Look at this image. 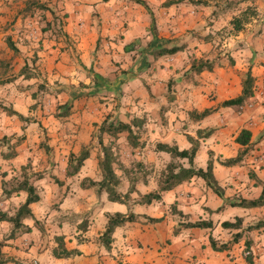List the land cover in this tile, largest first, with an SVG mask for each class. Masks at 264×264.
Here are the masks:
<instances>
[{
  "label": "crops",
  "instance_id": "obj_1",
  "mask_svg": "<svg viewBox=\"0 0 264 264\" xmlns=\"http://www.w3.org/2000/svg\"><path fill=\"white\" fill-rule=\"evenodd\" d=\"M26 1L0 0V28L12 19H15L16 26L23 21L25 24L27 17H24L23 7ZM42 1L51 11L64 15L62 36H53L57 40L48 42L59 46L63 38V45L66 46L67 41L73 46V49H64L62 52L56 47L48 48L40 53L43 59L48 61L55 54L66 58L68 66L62 69L65 72H75L74 60L80 59L84 67L92 66L89 73L98 75L97 80L86 78L82 89L69 86L64 89L67 93L60 92L57 99L61 97L62 101L58 104L67 101L70 104L71 113L64 117L65 124L73 126L74 131H87L91 129L90 124L99 123L109 111L116 115L113 122L137 121L131 127L138 129L143 147L130 148L126 153L123 143L120 144L121 148L115 149L116 153L130 154L131 160L136 161L137 174H143L140 178L134 177V191L128 196L132 198L157 190L160 170L170 160V156L162 151H154L156 142L188 149L190 144L186 135L194 137L196 130L209 129V135L199 140L196 152L202 144L205 145V152L211 153L212 174L222 189V195L218 196L202 179L194 177L161 191L159 200H152L148 204L114 202V207L107 209V197L96 187L80 188L74 193L71 190V176H57L62 181L60 192L61 189L67 190L59 194L57 199L51 197L54 183L50 182L43 190L41 184L35 182L33 185L38 188V196L41 191L47 197L49 208L42 210L35 205L39 196L37 201L29 204L31 217L21 219V226L13 228L11 222L0 220V264H264V226L242 230L264 219V205L237 208L225 203L235 198H256L261 183H264V0H208L205 3L182 0L168 4L166 2L169 0H141L143 4L131 0ZM250 6L254 14L247 17L239 31L230 33L228 37L217 36L224 24L227 30H232L227 16L234 13L233 9H237L239 14ZM225 17L227 20L224 22ZM99 40L100 47L96 49ZM177 43L184 45L181 50L171 54L158 53L160 49ZM93 54L109 60L110 64L105 70L96 69L91 64ZM198 58L212 62V68L189 71L190 60ZM229 58L231 61H228ZM147 60H154V69L146 68ZM247 70L253 77L252 96L239 111L220 106L223 100L240 93L241 77ZM170 77L174 85L171 94L166 95V82ZM67 81L72 83L69 79ZM104 86L108 89L111 87L112 91L113 87L119 88L120 98L115 102L95 103L89 96ZM11 105L23 116L22 109L17 108L15 103ZM204 108L215 109L201 119H194L189 113L200 112ZM211 114L217 116L215 125L203 122ZM114 116L109 117V120ZM242 128L249 130L250 138L248 151L240 164L234 167L219 164L218 160L236 154L239 145L234 137ZM61 132L64 134L65 130ZM119 138L124 139V136ZM13 151L15 155L9 158L0 157L3 161L0 162V214L7 217L13 216L25 198L24 191L8 196L2 193L1 183L6 179L5 171L11 167L18 169L22 164L16 163L20 155L19 147H14ZM70 151L77 152L75 148ZM92 155L89 152L83 166L94 172L96 164L92 162ZM177 161L183 167L188 166L186 159ZM65 166L64 163L63 171ZM113 171L122 184L121 187L118 184L116 191L125 193L129 177H121L114 167ZM127 171L133 174L129 169ZM91 176L94 179L88 175L83 177L100 179L95 173ZM171 205L181 211L185 219L169 214L167 209ZM218 207L221 208L217 210ZM114 212L163 218L155 223L137 220L116 226L107 249L99 241V236L106 225V214ZM235 217L241 219L239 229L220 227V222H232ZM183 220H210L213 227L179 228L174 233L177 222ZM35 221L40 224V232L32 231ZM20 227L27 230L17 233L15 230ZM11 230L13 236L7 237ZM236 232H241V236L226 249L213 250L210 247L209 236L217 243H223L231 240L232 234ZM30 233L33 238L28 241L24 234ZM55 236L62 237L65 249L76 250L78 254L54 256L52 249L56 246ZM244 241H248L247 248ZM246 253L248 260L245 258Z\"/></svg>",
  "mask_w": 264,
  "mask_h": 264
},
{
  "label": "rangeland",
  "instance_id": "obj_2",
  "mask_svg": "<svg viewBox=\"0 0 264 264\" xmlns=\"http://www.w3.org/2000/svg\"><path fill=\"white\" fill-rule=\"evenodd\" d=\"M207 1L208 0H205V2ZM11 4L12 1L10 2V5ZM44 4L45 1L36 0V3L30 4L29 9L23 10L24 17H27L25 24L23 21L21 25L16 26L14 24L15 19H12L2 25V27L0 28V78L12 77L11 81L0 85V103L10 107H12V103H15L17 108L19 107V109L23 110L24 117V119H18L16 116H8L5 114V112L0 110V157H3V153L12 151L14 147H19L20 155L17 158L16 163L21 162L22 164L20 166H22L27 164L28 162V165H26L25 173L29 178V182L32 184H34L35 182H39L38 184H41L40 187L43 190L47 188L46 185L50 182L54 183L51 197H53V199H57V196L59 194L62 195L64 191V189H61L60 192L59 187L62 181L58 180L57 176L64 175L65 171L62 170V167L64 163H67L68 154L73 153L74 155H77L81 148L88 147L89 152L93 153L92 162H95L96 164V170H94L93 172L88 170L87 166L84 167L83 163L80 166L81 169L76 174H73L71 176V179L73 181L71 190L75 193L80 190L81 187L79 182L84 175H88L93 179L94 176H91L92 173H95L97 177L98 175L100 176V170L97 164V160L98 157L102 154L101 145L108 144L109 137L105 133L101 134V144H99L95 136L97 134V129L94 125L98 123L90 124V130L78 131V129H75L74 131L73 126L71 127L65 124L66 121L64 117H58L54 115L56 112L55 106L59 105V101H62L61 97L60 100L57 99L58 96H60L61 91L65 92L66 90L64 91V89H67L69 86L82 89L85 85L83 81H86V78H89L90 80H97V78L88 72L89 68H91L92 66L89 68L84 67L80 59L74 60V64L76 66L75 72H65L62 70L64 67L68 66V60L64 57H59L58 54H55L51 57V53L50 51H48V56H50L51 59H49L48 61L43 59L44 56L42 57L40 53L47 51L48 48L56 47L59 52H62L64 49H73V46L67 41V45H63V43L65 42L63 38L61 39V43L59 46L57 45V43L54 46V44L48 42L49 40L54 42L55 40H57L55 38H57L58 36H62L61 25L64 15L58 13L57 11H51L50 8L45 6ZM230 4L232 5V1ZM248 11L249 9L247 10V12ZM232 12L234 13H229L227 16L229 17V24L230 19L235 17V14L237 16L239 15L237 14V9H233ZM227 17H225L224 22L225 20H227ZM239 17H241V15H239ZM232 32L234 31L227 30V25L224 24L223 27L219 29V32H217V36L228 37V35ZM6 34L9 35L11 40L14 42L15 46L18 49V54L13 55L11 50L3 41V36ZM53 36L55 38H53ZM215 40H217L216 37ZM100 43V40L97 41L96 49L100 47ZM173 46H182L183 48L184 45L181 43H177V45ZM228 61H231V58H229ZM146 63V68L152 67V69H154L156 66L154 60H147ZM91 64L95 66L96 69L101 68L105 70L107 68V65H109L110 63L107 58L101 59L93 54L91 58ZM23 66L29 72L31 76L30 78H23L15 75ZM13 79L16 80L14 81ZM68 79L72 83L67 81ZM173 83L174 80L172 79V77L167 79V86L165 91L166 95L171 94L170 92L172 91V85H174ZM119 90V88L113 87L112 91L111 87L108 89L104 86L103 88H99L96 92L93 91V95L89 97H92L95 103L99 104L105 101L115 102L120 98L119 96L121 95V91ZM65 93H67V91ZM147 93L149 94V96H151L148 89ZM78 95H80V93H78ZM106 114H108L109 117L114 116L111 111L107 112ZM106 114H104L103 117ZM115 118L116 115L111 120L114 121L116 120ZM203 120V122L205 123L210 122L212 125L217 124V116H215L214 114L205 117ZM61 130H65V133L62 134ZM121 136H124V139L119 138ZM113 142L118 149L121 148L120 144L124 143L126 153L131 150L124 132H122L121 135H119L118 138ZM44 146H47V149ZM71 148H75L77 152H71ZM112 148V152L115 151L116 153V148L114 146H112ZM205 150V145L200 144L194 158V167H204V162H206L208 158V151L205 152ZM114 158H116V160L114 159L113 167L117 170V173H120L121 177H128V175H132H127L126 172L128 171L125 170L128 169L131 171V173L138 172L137 166H135L136 161L133 159L131 160L132 157L130 156V154L126 155L122 154V152H118L115 154ZM1 159L2 158H0V162L3 163ZM175 161L181 164L179 161ZM20 166L18 169L11 167L7 169L9 171H5V175L3 174L6 177L4 181L6 189L12 188L21 178V175L23 173L22 170H20ZM231 166L234 167L235 165ZM124 167L125 170H123ZM156 173H158V171ZM39 175L41 176L40 178L37 177ZM56 181H60L61 183H57ZM118 184H120L121 187V180L118 182ZM118 184L115 185V189L118 187ZM35 188L36 191H38V188ZM125 190H127V188H125ZM38 193L40 199L35 205L40 206L42 210L48 209L49 207L47 204V197L43 196L44 194L41 191ZM101 193L107 196L104 190H101ZM139 198V195H134L132 198L128 196L126 198V201L130 203L132 202L131 204H134L139 201ZM105 200V207L107 209H112L114 207V202H110L107 199ZM227 202L228 201H225V203ZM51 206H54V204H52ZM167 210L170 214V207ZM163 215H166V213H163ZM223 218L224 216H222V219ZM176 219L177 218L175 217V221ZM38 225L40 224H35L32 228V231L36 230L40 232ZM23 229H25V227H20L15 231L19 233L21 231L24 232L27 230ZM24 236L25 239H28V241L33 238L31 237V233L24 234ZM20 239L21 236L18 238V240ZM119 264L122 263L119 262Z\"/></svg>",
  "mask_w": 264,
  "mask_h": 264
},
{
  "label": "trees",
  "instance_id": "obj_3",
  "mask_svg": "<svg viewBox=\"0 0 264 264\" xmlns=\"http://www.w3.org/2000/svg\"><path fill=\"white\" fill-rule=\"evenodd\" d=\"M136 3L143 4V1L141 0H131ZM182 0H169L166 2L173 3V2H179ZM192 2L195 3H205V0H192ZM26 5L24 6V10H27L30 8V4L36 3V0H27ZM249 11L247 12V10ZM244 11H241L239 15L241 17L235 16L230 19V25L233 31H239L243 27V23L247 20L248 16H251L254 14V10L250 7H247ZM3 41L7 45V47L11 50L12 54L16 55L18 54V49L15 46L14 42L11 40L9 35H5L3 37ZM182 46H171L170 48H163L158 51V53H167L171 54L178 50H181ZM213 66V63L204 60L201 58L198 59H192L190 60L189 64V70L194 72H199L203 69L210 70ZM17 76H22L23 78H30V74L27 71V69L23 66L21 67L18 72L16 73ZM94 77H98V75H93ZM12 80V77L8 78H0V85L9 82ZM95 82V81H94ZM93 82V83H94ZM253 93V77L251 76L250 72L247 70L244 72L243 76L241 77V91L240 93L233 98L223 100L220 103V106L223 107H231L235 111H239L240 108L248 101V99L252 96ZM215 108H204L200 112L191 111L189 112L191 116L194 119H201L202 117L210 114ZM0 110L5 112L8 116H16L18 119H24L21 113L17 112L10 106H6L4 104L0 103ZM55 116L58 117H66L68 116L70 111V104L68 102H64L62 104L55 106ZM139 120V119H138ZM135 119H132L129 123L126 122H120L116 121L113 122L112 120H109L108 114H106L103 119L98 124H94L97 129L96 139L101 144V134L105 133L108 135L109 140L108 144L101 145V155L98 157L97 164L100 170V179L99 180H92L88 177H82L79 184L81 188H90V187H96L97 191L104 190L106 192L107 200L113 201V202H119V203H126V198L128 197L129 193L134 191V184L136 178H140L141 175H138V172H134L131 176L128 175V187L125 193L121 194L116 191L115 185L118 184L119 178L113 171V163L114 159L116 160L115 154L113 151L112 146H115L114 140H116L120 133L125 132V137L128 141L129 147L131 149L134 148H141L143 147L144 143L139 140L140 135L138 129L132 128L131 125H134ZM141 121V119H140ZM137 122V121H136ZM140 123V122H139ZM211 130H196L195 136L192 137L190 135H186V139L189 142L190 146L188 149H178V147L174 144H166V143H160L156 142L153 146L154 151H162L167 153L170 156V160L165 164V166L160 170V174L157 178V190L155 192H148L140 196L138 203L140 204H148L152 200H159L160 196L159 193L161 191L169 190L176 185L182 183L183 181H188L191 178L197 177L204 181L205 185L208 186L215 194L218 196L222 195V189L217 184L216 179L214 178L212 174V159L210 156V152H208V158L206 160V165L204 168H195L192 165L193 157L195 155V152L198 148L199 140L207 137ZM249 138H250V132L249 130L242 128L238 131L236 136L234 137V141L239 145V148L236 152V154L232 157L218 160V163L224 166H231V165H237L240 164L241 159L244 157V155L247 153L249 148ZM47 149V146H44ZM15 155V152L12 150L8 153H4V158H9L11 156ZM89 155V148L84 147L81 148L77 155H74L73 153H69L67 157V163L65 166V176H72L73 174H76L79 171L80 166L82 165L83 161L88 157ZM180 159H186L188 166L183 167L181 164L174 160H180ZM118 161V160H117ZM26 165L20 166V170H22L21 178L16 182V184L10 188L6 189L4 183H1L2 187V193L5 196L10 195L11 193H16L19 191L25 192V198L22 204L18 206L13 216H5L4 214H0V220L9 221L13 224V228H17L21 226V219L25 217H31L29 204L32 202H35L39 199V196L37 194L36 188L32 183L29 182V178L27 174L25 173ZM136 165H140V163H137ZM127 171V170H125ZM137 171H139L137 169ZM3 174V173H2ZM40 178L41 176H37ZM57 183H61L60 181H56ZM230 206H237L242 208H253V207H259L264 205V183H261V190L259 195L254 199H242V198H235L232 200H229L227 202ZM222 207V206H221ZM221 207H218L220 209ZM171 213L175 214L179 219H185V215L181 213V211L176 210L174 205L170 206ZM106 225L104 230L99 236V241L103 244L105 248H109L110 243V237L113 229L116 226L121 225L122 223L126 221H142L147 223H155L162 220V216L160 217H148L144 215H137L132 212H128L126 214H122L119 212H114L111 214H106ZM36 224V221L34 222ZM220 227L223 229H239L241 227V219L238 217H235L232 222L229 221H222L220 222ZM260 226H264V219L258 220L253 225L246 226L242 230H250L255 229ZM80 227H83L82 224H80ZM213 225L210 220H195V221H179L177 222V225L173 229V232H177L179 228H208L212 229ZM27 229V228H25ZM23 229V230H25ZM13 230H11L7 237L13 236ZM241 236V232H236L232 234L231 240L223 243H217L211 236L208 237V241L210 244V247L213 250H224L226 249L230 243L236 242L239 237ZM54 240L56 242V246L52 249V254L57 257H65L72 254H78V251L70 249H65L62 241L61 236H55ZM245 248L248 247V241H244ZM245 258L248 260L249 256L247 253L245 254Z\"/></svg>",
  "mask_w": 264,
  "mask_h": 264
}]
</instances>
